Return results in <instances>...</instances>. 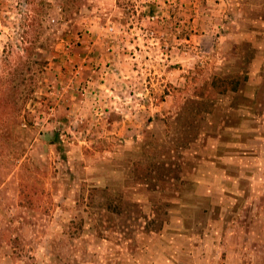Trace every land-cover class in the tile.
<instances>
[{
	"label": "rangeland",
	"instance_id": "1",
	"mask_svg": "<svg viewBox=\"0 0 264 264\" xmlns=\"http://www.w3.org/2000/svg\"><path fill=\"white\" fill-rule=\"evenodd\" d=\"M0 264H264V0H0Z\"/></svg>",
	"mask_w": 264,
	"mask_h": 264
}]
</instances>
